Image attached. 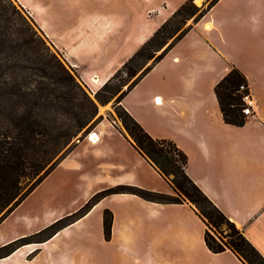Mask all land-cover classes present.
<instances>
[{
	"label": "crops",
	"instance_id": "obj_1",
	"mask_svg": "<svg viewBox=\"0 0 264 264\" xmlns=\"http://www.w3.org/2000/svg\"><path fill=\"white\" fill-rule=\"evenodd\" d=\"M15 1L93 95L185 0ZM232 66L246 77L252 99L253 115L242 125L223 120L214 92ZM109 101L97 103L103 117L92 129L96 140H77L47 178L57 172L65 192L85 190L78 206L117 184L173 193L127 132L105 117ZM118 104L150 135L170 138L186 153L187 174L264 257V0H217ZM105 208L112 212L109 239ZM204 229L189 203L112 193L0 264H244L231 251L209 250ZM19 235L1 238L0 246Z\"/></svg>",
	"mask_w": 264,
	"mask_h": 264
},
{
	"label": "trees",
	"instance_id": "obj_2",
	"mask_svg": "<svg viewBox=\"0 0 264 264\" xmlns=\"http://www.w3.org/2000/svg\"><path fill=\"white\" fill-rule=\"evenodd\" d=\"M216 1L210 0L200 9L194 0H185L91 95L25 9L15 0H0V223L51 172L77 140L102 119L97 103L103 104L114 96L118 116L133 146L173 191L164 193L129 184L104 188L75 212L38 232L1 245L0 258L22 244L33 242V237L45 230L48 234L38 241L46 240L83 216L102 197L125 192L153 202L189 203L205 224L203 238L209 250L215 253L231 251L244 264H264L263 255L243 231L187 174L186 153L172 139L150 135L118 104L121 97ZM191 18L192 22L184 26ZM149 59L151 62L146 64ZM123 73L125 77H122ZM243 83L247 85L246 77L232 66L214 86L226 123L242 125L245 121L243 92L239 90ZM111 223L112 212L105 208L102 212L105 239L110 238Z\"/></svg>",
	"mask_w": 264,
	"mask_h": 264
},
{
	"label": "rangeland",
	"instance_id": "obj_3",
	"mask_svg": "<svg viewBox=\"0 0 264 264\" xmlns=\"http://www.w3.org/2000/svg\"><path fill=\"white\" fill-rule=\"evenodd\" d=\"M210 0H194L195 4L203 9L207 6ZM26 11V10H25ZM192 22V18L187 21L184 25ZM171 39H169L170 41ZM60 55L61 53L58 52ZM156 53H159L157 51ZM151 59L147 61L146 64L150 63ZM122 77H125V74H121ZM126 85L123 86V89ZM108 113L105 114V117L114 120L123 131H126L121 123V120L118 116L117 110L118 106L115 102V96L110 99L108 102ZM91 128L83 136L88 135L92 132ZM81 134V133H80ZM79 134V135H80ZM61 179V174L55 172L49 178L47 176L19 203L18 206L0 223V239L3 237H10L13 235H18L16 238L10 240L9 242L16 240L21 237L29 236L34 232H38L42 228L48 226L57 219L69 215L76 210H78L94 193V192L84 203L78 206L86 194V191L80 188L76 189H67L65 192L61 187L59 181ZM102 190V189H101ZM68 212V213H66ZM55 215H61L56 218L54 221L44 225L42 228L34 231L33 229L37 228L44 224L48 218H51ZM70 219V218H69ZM68 219V220H69ZM33 230V231H31ZM49 231H44V233L35 235L33 237L34 241H38L48 234ZM7 242V243H9ZM6 244V243H5ZM4 245V244H3Z\"/></svg>",
	"mask_w": 264,
	"mask_h": 264
},
{
	"label": "built area",
	"instance_id": "obj_4",
	"mask_svg": "<svg viewBox=\"0 0 264 264\" xmlns=\"http://www.w3.org/2000/svg\"><path fill=\"white\" fill-rule=\"evenodd\" d=\"M239 90L242 91V100L244 102L243 108H242V112L244 115H253V110H252V99H251V95L249 93L248 90V86L243 83L239 86ZM114 121V120H113ZM92 133V132H90ZM95 137L94 139H91V134H88V139H90L91 141H95L97 138V135L94 133Z\"/></svg>",
	"mask_w": 264,
	"mask_h": 264
},
{
	"label": "bare ground",
	"instance_id": "obj_5",
	"mask_svg": "<svg viewBox=\"0 0 264 264\" xmlns=\"http://www.w3.org/2000/svg\"><path fill=\"white\" fill-rule=\"evenodd\" d=\"M89 134H91V139H94V137H95V135H94V132H92V133H89Z\"/></svg>",
	"mask_w": 264,
	"mask_h": 264
}]
</instances>
